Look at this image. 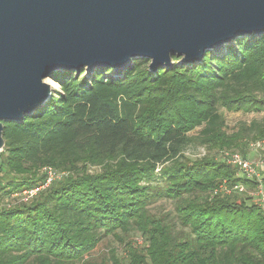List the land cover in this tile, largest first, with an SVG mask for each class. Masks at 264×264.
Returning a JSON list of instances; mask_svg holds the SVG:
<instances>
[{
	"label": "trees",
	"instance_id": "trees-1",
	"mask_svg": "<svg viewBox=\"0 0 264 264\" xmlns=\"http://www.w3.org/2000/svg\"><path fill=\"white\" fill-rule=\"evenodd\" d=\"M181 60L154 72L138 59L117 76L57 72L43 108L4 123L0 264H96L89 256L108 237L125 254L101 264H264V202L247 195L264 189V172L249 180L213 156L245 158L246 131L264 141V119L229 136L221 112L264 113V35ZM192 145L207 155L188 157ZM48 169L59 177L24 200ZM225 183L247 191L226 194ZM161 201L173 212L153 214Z\"/></svg>",
	"mask_w": 264,
	"mask_h": 264
},
{
	"label": "water",
	"instance_id": "water-1",
	"mask_svg": "<svg viewBox=\"0 0 264 264\" xmlns=\"http://www.w3.org/2000/svg\"><path fill=\"white\" fill-rule=\"evenodd\" d=\"M247 35H264V0H0V153L4 123L43 108L57 72L117 76L138 59L155 72Z\"/></svg>",
	"mask_w": 264,
	"mask_h": 264
},
{
	"label": "rangeland",
	"instance_id": "rangeland-1",
	"mask_svg": "<svg viewBox=\"0 0 264 264\" xmlns=\"http://www.w3.org/2000/svg\"><path fill=\"white\" fill-rule=\"evenodd\" d=\"M49 83L54 87L55 90H59V85L56 83L54 79H48ZM224 120H225V128L224 131L229 136L239 135L244 129H248L251 124L254 121H261L264 119V113H258V114H248L243 112H227V111H221ZM202 128L197 129L194 133H192V136H198L201 132ZM244 133V132H243ZM246 137L243 136L242 142L248 144L247 148H245V159L250 161L253 164H257L260 162L261 159H264V141H254L253 137L254 135L249 133V131H246ZM257 142L262 143L263 148L262 149H256L253 148L252 145L256 144ZM226 153H239V151H219L216 153H213V156H215L217 159H222L224 161H227L225 154ZM186 155L191 158H202L207 155V151L199 146V145H192L188 151L186 152ZM242 155V154H241ZM264 172V169L260 170V174ZM264 191V190H263ZM257 193V191H248L247 195L250 196V194ZM174 204L172 202H166L161 201L153 206H151V212L153 214H156L157 216H164L169 214L170 212H173ZM131 241L138 243L141 245L143 243L142 238L134 234L133 237H131ZM124 244L121 243L119 240H117L115 237H108L105 240H103L98 247L90 254V259L96 263L101 264L102 262H105L109 260L110 254L112 250L117 251L120 255L125 254Z\"/></svg>",
	"mask_w": 264,
	"mask_h": 264
},
{
	"label": "built area",
	"instance_id": "built-area-1",
	"mask_svg": "<svg viewBox=\"0 0 264 264\" xmlns=\"http://www.w3.org/2000/svg\"><path fill=\"white\" fill-rule=\"evenodd\" d=\"M253 148L256 149H262V143L257 142L256 144L252 145ZM225 157L229 164L235 166L238 169V175L243 176L249 180H260L261 179V174L260 170L264 169V159H261L260 162L257 164H253L247 159H245L241 154L239 153H226ZM48 174V179L46 184L43 187L37 188L32 191H27L24 192V200H29L34 198L39 191H41L44 188H47L55 179H57L59 176L56 175L51 169H48L47 171ZM263 187L259 186V190L257 193L250 194L253 197L260 198L262 201L261 203L264 202V191ZM220 191L225 192L226 194H231L232 192H239V193H245L247 190L243 185H235L233 187H229L228 184H224Z\"/></svg>",
	"mask_w": 264,
	"mask_h": 264
},
{
	"label": "bare ground",
	"instance_id": "bare-ground-1",
	"mask_svg": "<svg viewBox=\"0 0 264 264\" xmlns=\"http://www.w3.org/2000/svg\"><path fill=\"white\" fill-rule=\"evenodd\" d=\"M49 83V81H47Z\"/></svg>",
	"mask_w": 264,
	"mask_h": 264
}]
</instances>
